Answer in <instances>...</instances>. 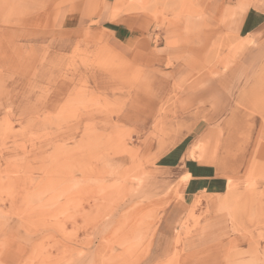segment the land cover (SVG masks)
Returning a JSON list of instances; mask_svg holds the SVG:
<instances>
[{
    "label": "rangeland",
    "instance_id": "obj_1",
    "mask_svg": "<svg viewBox=\"0 0 264 264\" xmlns=\"http://www.w3.org/2000/svg\"><path fill=\"white\" fill-rule=\"evenodd\" d=\"M23 4L0 0V264H264V142L253 127L264 115V55L236 79L249 93L231 97L251 121L241 174L227 176L224 194L178 208L179 183L159 158L198 127L162 107L151 132L133 136L114 120L129 67L91 39L69 48L39 36ZM211 213L231 238L183 249Z\"/></svg>",
    "mask_w": 264,
    "mask_h": 264
},
{
    "label": "crops",
    "instance_id": "obj_2",
    "mask_svg": "<svg viewBox=\"0 0 264 264\" xmlns=\"http://www.w3.org/2000/svg\"><path fill=\"white\" fill-rule=\"evenodd\" d=\"M22 8L39 36L65 40L69 48L91 39L129 67L130 90L114 120L133 136L149 134L162 107L175 112L179 125L198 127L159 158L179 183L178 208L199 195L224 194L227 176L241 174L240 145L249 141L251 121L231 97L249 93L248 86H234L236 79L264 55V0H24ZM231 109V118L215 123ZM202 111L209 115L203 123ZM253 127L264 142V115ZM173 211L172 205L167 217ZM173 224L165 229L173 233ZM229 229L211 213L181 244L190 251L228 240Z\"/></svg>",
    "mask_w": 264,
    "mask_h": 264
},
{
    "label": "bare ground",
    "instance_id": "obj_3",
    "mask_svg": "<svg viewBox=\"0 0 264 264\" xmlns=\"http://www.w3.org/2000/svg\"><path fill=\"white\" fill-rule=\"evenodd\" d=\"M117 189V188H116ZM115 190V189H114ZM116 192V191H115ZM116 194V193H115ZM104 196V195H103ZM106 197V196H105ZM116 197V196H115ZM107 198V197H106ZM110 198V197H109ZM113 199V198H112ZM112 199H110V200H112ZM114 200V199H113ZM107 201V200H106ZM103 204V203H102ZM104 207V206H103ZM125 223V222H124ZM124 223H122V224H124ZM120 224V223H119ZM119 226H121V224L119 225ZM123 242V241H122Z\"/></svg>",
    "mask_w": 264,
    "mask_h": 264
}]
</instances>
